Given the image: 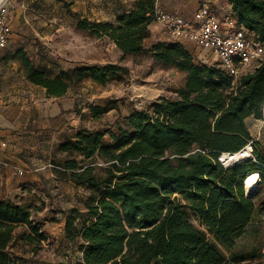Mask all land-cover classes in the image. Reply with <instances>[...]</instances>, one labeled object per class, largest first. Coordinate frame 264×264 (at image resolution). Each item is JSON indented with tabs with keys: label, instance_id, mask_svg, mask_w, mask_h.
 <instances>
[{
	"label": "trees",
	"instance_id": "1",
	"mask_svg": "<svg viewBox=\"0 0 264 264\" xmlns=\"http://www.w3.org/2000/svg\"><path fill=\"white\" fill-rule=\"evenodd\" d=\"M228 1L237 24L264 45V0ZM156 2L139 0L115 24L79 17L76 27L108 37L125 55H136L145 50ZM146 51L162 67L185 74L178 97L161 98L153 113L131 111L117 133L80 128L57 146L66 157L53 167L88 190L83 222L76 224L78 208L70 209L64 221V240L78 243L81 252L72 264H225L215 243L228 250L235 246L255 213L244 182L252 173L264 181V154L245 122L261 118L264 59L253 73L234 80L221 67L198 61L180 41H156ZM19 55L27 79L47 96L68 92L67 80L48 76L23 51ZM121 70L111 63L75 67L77 76L87 74L99 84ZM116 108L110 102L94 105L91 117L97 120ZM249 143L255 162H220L223 152ZM20 198L0 197V264H21L9 247L18 226L25 227L19 238L24 247L38 248L47 239L33 220L41 207Z\"/></svg>",
	"mask_w": 264,
	"mask_h": 264
},
{
	"label": "rangeland",
	"instance_id": "2",
	"mask_svg": "<svg viewBox=\"0 0 264 264\" xmlns=\"http://www.w3.org/2000/svg\"><path fill=\"white\" fill-rule=\"evenodd\" d=\"M69 5L63 0L60 18H57L55 23L47 18L43 23L36 22L39 24L36 29H39L40 35L30 28V32L24 35L22 47L18 46L25 48L24 52L33 64L44 70L48 76H60L70 84L68 92L63 97L47 102L41 94L42 89L28 85L25 81L20 83L28 96L26 104L32 102L31 97L39 98L40 103H47L45 105L48 107L47 119L56 116L53 126L46 134L47 137L50 136L46 159L55 165L66 157L65 154L57 152L58 144L73 137L78 129H110L117 133L118 126L126 127L124 119L131 111L137 109L153 113L155 103L160 102L161 98H177L185 84L184 73L162 67L146 51L155 43L154 40L145 41L144 51L136 55H125L108 37H97L89 30L78 29L76 25L79 16ZM160 31L167 37L163 41H172L161 28ZM18 47L9 43L3 50L5 52L3 56L9 57L14 63L17 58L15 50ZM108 63L120 66L122 70L111 75L105 84L94 82L87 74L77 76L75 71V67L78 66ZM14 71L17 72V66L14 67ZM109 102L115 103L117 108L93 120L91 107L104 106ZM245 122L252 136L260 142L257 150L264 154V125L254 116L248 117ZM106 138L109 139L108 134ZM251 153L253 154L252 151ZM30 157L33 159L34 156ZM246 158H252V162L256 161L254 155ZM36 159L41 158L39 156ZM27 170L40 175L39 185L23 192L20 189L15 191L17 192L15 196L14 193L10 196L16 199L21 197L20 199L31 201L35 206L41 207L34 213L33 220L40 223L47 239L38 248L24 247L19 238L25 227L18 226L14 230L15 239L9 246L10 251L24 258L21 264H72L78 260L81 252L78 243L64 240L63 224L72 208H78L81 212L76 224L80 225L83 222L84 201L88 190L64 179L66 177L58 173L60 170L55 167L48 166L47 169L39 170L30 166ZM252 199L255 205L253 218L231 250L215 243L209 236V240L216 244L225 257V264H234L240 260L264 263V181L258 184ZM186 216L194 225H198L192 211L187 210Z\"/></svg>",
	"mask_w": 264,
	"mask_h": 264
},
{
	"label": "crops",
	"instance_id": "3",
	"mask_svg": "<svg viewBox=\"0 0 264 264\" xmlns=\"http://www.w3.org/2000/svg\"><path fill=\"white\" fill-rule=\"evenodd\" d=\"M23 1L26 8H18L16 10L11 22V36L7 46L12 43L16 47L19 45L22 47V42L25 40L24 35L30 32V28L37 35H40L39 29H36L39 24H36V22L43 23V20L47 18V20L55 23L56 19L61 16L63 0ZM64 1L70 4L71 10L80 18L86 17L90 20L108 21L115 24L117 16L130 10H135L139 0ZM203 1L206 0H157V3L168 11L190 19L193 12ZM209 1L219 13L231 10L228 0ZM160 28L156 22L152 21L148 25L150 36L145 41L166 40L167 37L160 31ZM181 43L197 60L206 61L204 56L207 52L196 47L188 40L181 41ZM6 47L0 49V141L6 143L4 147H0V159L7 161L8 166H0V197H11L13 193L15 196L17 193L15 191H19L24 187L39 185L41 181L40 175L26 171L28 167L34 166L39 170L47 169L48 166L53 167L46 159L49 148L48 143L50 142V136L47 137L46 134L49 133L51 126H53L56 116L47 119L48 107L45 106L47 103H40L39 98L31 97L30 100L32 102L26 104L28 96L20 83L25 81L28 85L31 84L33 87L42 89L41 94L47 102L50 99L54 100L63 97H49L46 95L44 88L32 84L27 79L22 59L19 55V52L26 50L25 48H16L17 58L13 63L9 57L3 56L5 53L3 50ZM16 66L17 72L14 71ZM30 156H34L33 159ZM39 156L41 159L37 160L36 158ZM14 167L24 169L25 172L23 174L18 173L14 170ZM13 253L17 255L15 252ZM18 258L21 263L24 261L23 257L18 256Z\"/></svg>",
	"mask_w": 264,
	"mask_h": 264
},
{
	"label": "built area",
	"instance_id": "4",
	"mask_svg": "<svg viewBox=\"0 0 264 264\" xmlns=\"http://www.w3.org/2000/svg\"><path fill=\"white\" fill-rule=\"evenodd\" d=\"M18 8H26L23 0H0V49L9 42L11 22ZM153 17L172 40H188L207 52L206 61H198L221 67L234 80L253 73L264 59V45L254 34L237 24L231 10L219 13L209 0L201 2L190 19L156 2ZM5 145L0 141V147ZM0 166H8V162L0 159ZM14 170L25 172L16 167Z\"/></svg>",
	"mask_w": 264,
	"mask_h": 264
},
{
	"label": "bare ground",
	"instance_id": "5",
	"mask_svg": "<svg viewBox=\"0 0 264 264\" xmlns=\"http://www.w3.org/2000/svg\"><path fill=\"white\" fill-rule=\"evenodd\" d=\"M260 124L264 125V103L262 104L261 118L259 119ZM251 144L245 145L237 152H223L221 155V162L224 166H229L234 163L240 162L242 159L252 155ZM259 181L256 178L255 173L249 174L244 182V190L246 196H251L256 192Z\"/></svg>",
	"mask_w": 264,
	"mask_h": 264
},
{
	"label": "water",
	"instance_id": "6",
	"mask_svg": "<svg viewBox=\"0 0 264 264\" xmlns=\"http://www.w3.org/2000/svg\"><path fill=\"white\" fill-rule=\"evenodd\" d=\"M262 110V109H261ZM220 160H221V156H220ZM222 163V162H221ZM255 193H253L251 196H249V197H252L253 195H254Z\"/></svg>",
	"mask_w": 264,
	"mask_h": 264
}]
</instances>
